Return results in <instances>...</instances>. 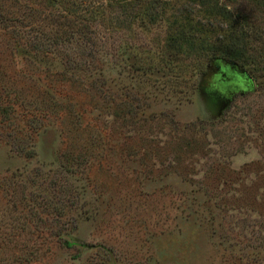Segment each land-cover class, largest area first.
Instances as JSON below:
<instances>
[{
    "label": "rangeland",
    "instance_id": "1",
    "mask_svg": "<svg viewBox=\"0 0 264 264\" xmlns=\"http://www.w3.org/2000/svg\"><path fill=\"white\" fill-rule=\"evenodd\" d=\"M26 1L37 27L22 31L49 42L24 55L0 30V99L13 106L0 122V264H264V74L215 97L216 67L167 41L173 26L214 23L218 49L224 21L202 0H167L136 24L125 16L138 0ZM213 1L264 41V4Z\"/></svg>",
    "mask_w": 264,
    "mask_h": 264
},
{
    "label": "trees",
    "instance_id": "2",
    "mask_svg": "<svg viewBox=\"0 0 264 264\" xmlns=\"http://www.w3.org/2000/svg\"><path fill=\"white\" fill-rule=\"evenodd\" d=\"M4 1H10L11 6H15L16 8L21 9L10 10V12L7 10L1 11L0 9V30L10 31V33L12 34V41L13 43L15 42V51L24 55H35L33 52H47L45 49L47 47V43L45 42H49V39L46 36L47 34L44 35L45 42L43 43L38 41L41 40V37H39L38 39L35 36V42L33 40H30L29 37H26L24 31H22V28L30 27V25H35L37 27V24L30 22V17H28V15H33L37 12L34 9V6L26 0H0V4ZM123 1L128 0H117V3L122 4ZM166 1L167 0H138L137 4H139V6L136 7L135 10H132L130 12L128 11L129 13L126 12L125 17L129 20L130 24L155 22L158 18H160L159 15ZM253 1H255L256 3L258 2L264 4V0ZM201 5H206L209 7L208 13L210 15L220 17V19L217 20L219 21V24H222V22L224 21L223 23L225 25L217 26V28L219 29V37L217 39V42L219 43L220 48H211L210 46L212 44H210L205 39V31L208 34H214L213 28L216 27L214 23L203 24L207 27L205 28L201 25L199 26V28H196L194 30H189L187 26H184V24H180L178 27H171V30L168 31L169 35L167 41L172 43L171 47H173L175 51L174 53H189L191 50H196L198 52H196V54H198L200 57L201 55H203L205 59L210 61V65L212 67L227 65L228 67L245 74L249 79L252 80V87L250 85L251 83L249 81H246L245 88L254 90V86H259V83L260 86H263L261 77L263 76L264 72H262V74H258L257 71H264V41H258V32L255 31L254 28H251L250 24L244 17L243 21L237 20L227 8L219 4L217 1L202 0ZM18 12H21L20 15L18 14ZM61 13L63 14V17L65 19H69L68 15H70V12H68V10H62ZM82 13H85V11L81 10V12H79V14ZM16 14L18 15V17L16 16ZM59 16H57V18ZM12 18L15 19L11 20ZM25 20L27 21V23H29L24 24L23 21ZM91 21L93 20L84 18L83 22H77L75 25H82V27L80 28V32L79 30H73L71 31L70 36H82L81 33L84 32L86 27L89 28V23L87 22L93 23ZM47 29L48 27H45V31H47ZM48 30V35L56 36L53 45H56V43L58 42L61 43L64 41V37L55 33L52 26ZM50 30H53L55 34ZM70 36H67V42L70 41ZM2 104V100L0 99V122L8 119L9 115L13 112L12 105H9L8 103H5L4 105ZM62 244L64 246L70 247L74 243L65 239L62 241Z\"/></svg>",
    "mask_w": 264,
    "mask_h": 264
},
{
    "label": "flooded vegetation",
    "instance_id": "3",
    "mask_svg": "<svg viewBox=\"0 0 264 264\" xmlns=\"http://www.w3.org/2000/svg\"><path fill=\"white\" fill-rule=\"evenodd\" d=\"M227 65H219L215 68V74L214 76L216 77V81L213 82V84L207 88L208 93H211L213 96L218 97V98H223L226 97L231 99L232 96V92L236 91L238 89H242V87L240 86V82L239 81H233L230 82L228 81V73L229 70H235L233 68H230ZM240 76H242L243 81H244V85L246 84V81H248V77L243 74L242 72H238L237 70H235ZM236 75V77L239 78V75ZM240 79V78H239Z\"/></svg>",
    "mask_w": 264,
    "mask_h": 264
},
{
    "label": "water",
    "instance_id": "4",
    "mask_svg": "<svg viewBox=\"0 0 264 264\" xmlns=\"http://www.w3.org/2000/svg\"><path fill=\"white\" fill-rule=\"evenodd\" d=\"M238 74V73H237ZM239 75V74H238ZM239 82L242 84V85H244V81H243V78H242V76H240L239 75ZM217 101H218V99H216ZM218 103V102H217ZM217 103H216V105H217ZM225 103V99H221L220 101H219V103H218V105H222V104H224Z\"/></svg>",
    "mask_w": 264,
    "mask_h": 264
}]
</instances>
